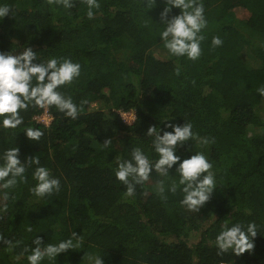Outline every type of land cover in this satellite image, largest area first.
<instances>
[{
	"label": "trees",
	"instance_id": "trees-1",
	"mask_svg": "<svg viewBox=\"0 0 264 264\" xmlns=\"http://www.w3.org/2000/svg\"><path fill=\"white\" fill-rule=\"evenodd\" d=\"M2 2L12 11L0 19V52L31 47L41 60L79 62L80 76L61 91L87 104L74 120L49 108V126L35 120L43 109L29 107L23 125L0 129V151L17 146L21 160L38 156L60 178L58 192L36 197L28 190L30 167L7 201L0 196V235L13 242H0V264H27L17 256L36 235L56 243L73 231L85 247L42 264H92L95 255L104 264H264V97L256 92L264 86V0H202L207 25L196 60L169 56L159 39L163 0L153 7L151 0H99L92 19L86 0L71 9H53L48 0ZM213 36L222 45L211 47ZM93 103L98 107L89 111ZM132 111L127 124L121 113ZM168 119L190 122L197 134L179 149L181 159L201 151L212 164L216 189L199 212L180 205L179 189L167 190L175 176L153 171L132 197L114 176L117 158H130L134 147L155 158L145 132ZM29 126L43 131L38 141L26 138ZM226 221L255 222L253 249L217 254L215 236Z\"/></svg>",
	"mask_w": 264,
	"mask_h": 264
},
{
	"label": "clouds",
	"instance_id": "clouds-1",
	"mask_svg": "<svg viewBox=\"0 0 264 264\" xmlns=\"http://www.w3.org/2000/svg\"><path fill=\"white\" fill-rule=\"evenodd\" d=\"M153 2L154 0H151V7ZM48 4L53 9L57 6L71 9L74 7V0H48ZM99 8V0H86V18L92 19ZM173 8L179 9L178 14L170 15ZM10 10L12 11L10 5L0 0V19L7 16ZM159 16L160 24L163 25L159 39L169 56L184 57L188 60L198 59L202 54L201 42L204 40L202 29L207 25L202 0H163ZM222 43L219 36H213L211 39L213 48ZM37 59L39 62H36ZM179 70L177 67V73ZM80 74L79 62L56 56L46 61L41 60L31 47H23L16 55L11 51L0 52V129H16L23 125L24 117L21 113L29 107L40 109L54 107L63 113L64 117L76 119L84 110L87 101L74 103L72 97L65 95L61 88L72 84ZM256 92L264 97V86L258 87ZM164 121H168L164 128L150 125L145 132L146 136L152 137L155 158L150 159L141 147H134L129 154L130 158H117L116 167L113 169L114 176L126 186L125 195L128 197L134 196L135 186L147 181L153 171L165 178L175 176L176 179L170 183L167 190L176 193L179 189L182 193L180 205L188 211L199 212L216 189L212 164L201 151H192L191 155L181 159L179 149L185 147L187 141H195L197 134L193 132L190 122L177 124L170 119ZM169 128L171 131L167 130ZM23 133L30 141H38L44 134L41 128L30 126L25 127ZM111 143L110 138L105 139L101 146L109 148ZM30 167L31 179L34 181L29 186L30 193L36 197H44L60 190V178L52 175L50 169L41 165L38 156L32 155L21 160L19 148L10 147L0 151V196L4 201L9 199L8 190L14 189L18 183L27 181L25 173ZM173 168L174 175L170 174ZM158 185V191L164 193V181H159ZM26 230L30 232L32 229L29 226ZM256 235L255 222L244 225L240 222L226 221L215 236L217 254L229 250L235 255L243 254L253 249ZM79 241L80 235L74 231L67 239L58 240L56 243H44L43 238L36 235L30 245L23 247L17 259L23 257L27 264H42L45 260L56 261L59 254L70 249L76 250ZM0 242L8 247L13 246V242L5 239L3 235H0ZM15 243L18 245L20 242ZM89 259L92 264H104L101 255L90 256Z\"/></svg>",
	"mask_w": 264,
	"mask_h": 264
},
{
	"label": "rangeland",
	"instance_id": "rangeland-1",
	"mask_svg": "<svg viewBox=\"0 0 264 264\" xmlns=\"http://www.w3.org/2000/svg\"><path fill=\"white\" fill-rule=\"evenodd\" d=\"M156 54H161L159 50L156 51ZM106 93L108 92L107 90L105 91ZM98 107L97 104L93 103L90 108H89V111H94L96 110ZM262 114L264 116V101H263V104H262ZM127 115L125 117H122L123 120L125 122H127L128 124L131 122V119H132V115H133V112H128L126 113ZM41 119H42V122H49V118L47 116H39V117H36L35 120L38 121V122H41ZM85 247V240L84 238L80 237V241H79V247L80 249L84 248Z\"/></svg>",
	"mask_w": 264,
	"mask_h": 264
},
{
	"label": "built area",
	"instance_id": "built-area-1",
	"mask_svg": "<svg viewBox=\"0 0 264 264\" xmlns=\"http://www.w3.org/2000/svg\"><path fill=\"white\" fill-rule=\"evenodd\" d=\"M133 112V115H132V119H131V122L129 124H131L134 120H135V111H132ZM42 116H47L49 118V122H42V119H41V122L42 124L46 125V126H49V124L51 123L52 121V117H51V114L49 113V108L48 109H43V112L41 113ZM39 115V116H41ZM127 114L126 113H121V116L122 117H125ZM37 116V117H39ZM125 122V121H124ZM127 123V122H125ZM128 124V123H127Z\"/></svg>",
	"mask_w": 264,
	"mask_h": 264
}]
</instances>
